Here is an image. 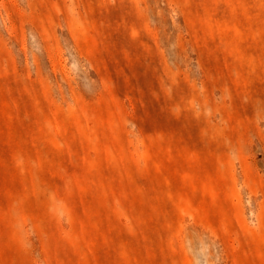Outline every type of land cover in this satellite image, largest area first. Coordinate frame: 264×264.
<instances>
[{
    "label": "rangeland",
    "instance_id": "obj_1",
    "mask_svg": "<svg viewBox=\"0 0 264 264\" xmlns=\"http://www.w3.org/2000/svg\"><path fill=\"white\" fill-rule=\"evenodd\" d=\"M0 264H264V0H0Z\"/></svg>",
    "mask_w": 264,
    "mask_h": 264
}]
</instances>
